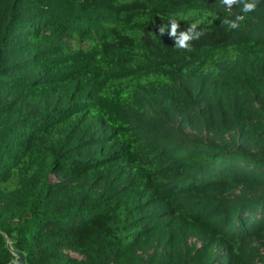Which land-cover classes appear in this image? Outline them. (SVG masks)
Segmentation results:
<instances>
[{
	"label": "trees",
	"instance_id": "obj_1",
	"mask_svg": "<svg viewBox=\"0 0 264 264\" xmlns=\"http://www.w3.org/2000/svg\"><path fill=\"white\" fill-rule=\"evenodd\" d=\"M12 249L264 264V0H0Z\"/></svg>",
	"mask_w": 264,
	"mask_h": 264
},
{
	"label": "water",
	"instance_id": "obj_2",
	"mask_svg": "<svg viewBox=\"0 0 264 264\" xmlns=\"http://www.w3.org/2000/svg\"><path fill=\"white\" fill-rule=\"evenodd\" d=\"M12 252L16 257L14 260L15 264H29L27 262L26 254L24 252L14 249H12Z\"/></svg>",
	"mask_w": 264,
	"mask_h": 264
},
{
	"label": "rangeland",
	"instance_id": "obj_3",
	"mask_svg": "<svg viewBox=\"0 0 264 264\" xmlns=\"http://www.w3.org/2000/svg\"><path fill=\"white\" fill-rule=\"evenodd\" d=\"M8 244H9V246H11V243H10V242H8ZM73 255H75V256H79V255H77V254H75V253H74Z\"/></svg>",
	"mask_w": 264,
	"mask_h": 264
}]
</instances>
